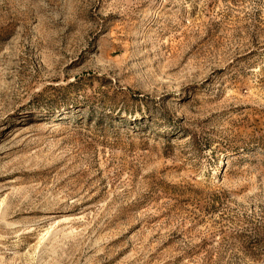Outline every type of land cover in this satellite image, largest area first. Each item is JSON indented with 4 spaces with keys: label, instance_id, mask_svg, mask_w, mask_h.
I'll list each match as a JSON object with an SVG mask.
<instances>
[{
    "label": "rangeland",
    "instance_id": "rangeland-1",
    "mask_svg": "<svg viewBox=\"0 0 264 264\" xmlns=\"http://www.w3.org/2000/svg\"><path fill=\"white\" fill-rule=\"evenodd\" d=\"M0 264H264V0H0Z\"/></svg>",
    "mask_w": 264,
    "mask_h": 264
}]
</instances>
